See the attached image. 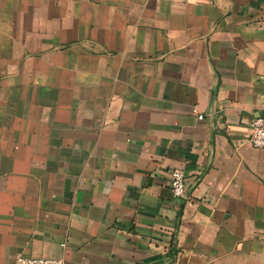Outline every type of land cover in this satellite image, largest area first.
Instances as JSON below:
<instances>
[{"label": "crops", "instance_id": "0c3cea01", "mask_svg": "<svg viewBox=\"0 0 264 264\" xmlns=\"http://www.w3.org/2000/svg\"><path fill=\"white\" fill-rule=\"evenodd\" d=\"M260 114L264 0H0V264H264Z\"/></svg>", "mask_w": 264, "mask_h": 264}, {"label": "built area", "instance_id": "2783aa9c", "mask_svg": "<svg viewBox=\"0 0 264 264\" xmlns=\"http://www.w3.org/2000/svg\"><path fill=\"white\" fill-rule=\"evenodd\" d=\"M201 118V116H199ZM246 142L255 148L264 147V114L256 115L250 122ZM169 189L173 198L186 200L188 198L186 176L181 169L170 171ZM15 264H72L64 258L22 257L16 258Z\"/></svg>", "mask_w": 264, "mask_h": 264}, {"label": "trees", "instance_id": "16d2710c", "mask_svg": "<svg viewBox=\"0 0 264 264\" xmlns=\"http://www.w3.org/2000/svg\"><path fill=\"white\" fill-rule=\"evenodd\" d=\"M174 252H175V251L172 249V251H170V252L168 253V256H169V257L172 256Z\"/></svg>", "mask_w": 264, "mask_h": 264}]
</instances>
